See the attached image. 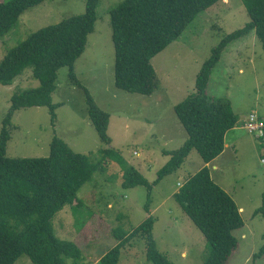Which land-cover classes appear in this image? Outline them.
<instances>
[{"label": "rangeland", "instance_id": "374dc122", "mask_svg": "<svg viewBox=\"0 0 264 264\" xmlns=\"http://www.w3.org/2000/svg\"><path fill=\"white\" fill-rule=\"evenodd\" d=\"M123 1L100 0L95 30L75 63L79 80L97 105L110 113V144L100 140L88 118L84 90L70 81L69 67L64 66L58 72L57 89L52 95L53 102L60 104L55 124L46 106L16 111L7 146L9 157H47L54 136H58L75 152L90 155L94 160L101 158V149L119 151L152 183L169 159L164 151L176 150L184 144L188 135L173 107L196 91L197 74L212 49L227 34L250 21L248 11L242 0H224L199 13L176 41L152 59L161 87L151 95H141L115 86L110 12ZM85 6L86 0H46L24 12L13 29L0 38V63L7 50L31 33L83 14ZM38 86L31 68H26L12 84H0V133L12 95ZM208 94L230 99L239 116L238 127L226 134L232 148L217 162L219 170L209 166L215 182L243 208L244 226L235 231L238 246L227 263L264 264V252L254 258L264 245L263 211L255 213L264 204V137L250 134L244 128V120L251 111L264 116V49L255 32L225 48L212 72ZM204 166L200 155L192 150L177 171L154 185L152 210L148 213L144 210L147 188H124L123 171L118 163L111 162L78 192V198L88 208L86 225L76 226L74 213L65 207L55 218L56 234L80 246L84 256L81 264H99L101 256L117 243L114 229L131 231L152 214L158 221L154 235L160 251L174 264H204L209 255L208 243L174 197L184 182ZM67 261L72 264L70 259ZM16 264L34 263L23 255ZM119 264H153L146 257L145 242L136 239L123 249Z\"/></svg>", "mask_w": 264, "mask_h": 264}, {"label": "trees", "instance_id": "16d2710c", "mask_svg": "<svg viewBox=\"0 0 264 264\" xmlns=\"http://www.w3.org/2000/svg\"><path fill=\"white\" fill-rule=\"evenodd\" d=\"M46 0H0V38L7 35L27 10ZM224 0H124L110 12L112 40L115 49V86L123 91L151 95L161 87L152 59L176 41L197 15ZM100 0H86L85 12L44 26L31 33L17 46L7 50L0 63V84L10 85L26 68H31L39 86L15 93L3 119L0 133V264H16L27 255L34 264H81L83 253L71 240L61 239L55 231L58 213L70 207L76 226L87 221L83 201L78 192L98 171L111 162L123 171L122 186L147 188L144 210H151L154 185L177 171L192 150L197 151L205 166L189 177L175 200L204 235L209 255L204 264H228L238 246L235 231L244 226L240 207L234 198L215 182L207 164L225 150L226 133L236 127L239 116L230 99L208 94L214 68L225 48L234 40L255 32L264 49V0H242L250 21L227 34L212 49L196 77V91L174 105V112L187 132L184 144L173 151H164L168 161L151 183L119 151L101 149V158L75 152L62 138L54 136L47 157H9L10 127L16 111L27 107L46 106L51 122L56 120L52 95L57 89L58 72L69 67L70 81L84 90L88 118L100 140L110 144V113L99 107L90 91L79 80L75 63L86 49L89 35L95 30ZM93 159V160H92ZM109 159V161H108ZM105 163V164H104ZM87 209V210H86ZM263 211L264 204L255 213ZM149 216L136 228L113 230L116 245L101 256L99 264H119L122 250L136 239L145 242L146 257L153 264H174L159 250L154 225ZM83 223V224H82ZM80 227V228H81ZM79 228V229H80ZM264 252V245L259 253Z\"/></svg>", "mask_w": 264, "mask_h": 264}, {"label": "built area", "instance_id": "2783aa9c", "mask_svg": "<svg viewBox=\"0 0 264 264\" xmlns=\"http://www.w3.org/2000/svg\"><path fill=\"white\" fill-rule=\"evenodd\" d=\"M244 128L250 134H254L259 138L264 137V118L260 117L257 112H251L247 120H244Z\"/></svg>", "mask_w": 264, "mask_h": 264}, {"label": "crops", "instance_id": "0c3cea01", "mask_svg": "<svg viewBox=\"0 0 264 264\" xmlns=\"http://www.w3.org/2000/svg\"><path fill=\"white\" fill-rule=\"evenodd\" d=\"M252 66H254L253 64H252ZM241 72L243 71V70H240ZM251 112H257V111H251ZM250 112V113H251ZM249 113V114H250ZM258 113V112H257ZM259 114V113H258ZM238 115V114H237ZM259 116L260 117H262V118H264V116L263 115H260L259 114ZM245 117L243 116L242 117V119H244ZM238 127V124L236 125V127H234V128H237ZM232 130V129H231ZM227 134V133H226ZM227 135L225 136V150H224V152L218 157V158H216L214 161H212V162H210L209 164H207L208 166H211V165H213V168L215 169V170H219V165L217 164V162H219V161H221L220 159H221V157L223 156V155H225L226 153H227V150L230 148H232V146L229 144V143H227V141H226V139H227ZM212 175V174H211ZM152 210V209H151ZM242 210H243V208L242 207H240V211H241V213H242ZM158 221L156 220V223H157ZM156 223H155V225H156ZM155 225H154V229H155ZM182 255L183 256H186L187 255V253H186V251H183L182 252Z\"/></svg>", "mask_w": 264, "mask_h": 264}]
</instances>
